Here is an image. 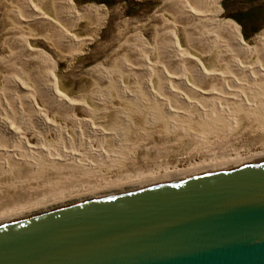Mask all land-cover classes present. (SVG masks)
Wrapping results in <instances>:
<instances>
[{
	"label": "bare ground",
	"instance_id": "1",
	"mask_svg": "<svg viewBox=\"0 0 264 264\" xmlns=\"http://www.w3.org/2000/svg\"><path fill=\"white\" fill-rule=\"evenodd\" d=\"M8 1L11 5L17 4V0ZM23 2V12L16 13L15 17L24 25H29V21L32 24L29 27H35L36 31L19 39H3L2 44L10 53L7 56L10 59L6 61L5 57L0 58V173L3 176L7 173L12 174V178L13 175L28 177L41 170H46L49 174H65L68 178L71 175L94 174L102 164L113 166L117 158L108 147L117 146L120 132L134 128L135 124L158 129L161 121L165 123L167 131L174 132L185 126V122L192 125L193 121L202 120L209 124L220 120L219 117L228 115L230 110L247 117L257 111L264 114V104L259 110L256 101L259 95L264 97V31L254 38L255 46L246 47L235 26L230 23L221 24L214 19L218 5L216 0L169 2L176 5V9L180 10L186 20H207L218 27L216 32L227 34V39L221 42L226 48L225 69L215 71L205 68L198 59L188 56L180 46L176 30L171 29L170 23H163L170 28L166 38L162 39L159 35L153 37L155 44L149 47L145 39L136 34L130 41L133 45L129 41L125 42L121 47L125 46L126 49L123 48L112 59V65L118 64L119 74H125L130 83L136 85L131 86L127 82L123 84L120 78L107 74L97 64L88 73L92 78L96 76L99 79L103 92L99 93L100 88L94 83L91 91L79 97H66L60 92L55 61L43 50L32 47L29 40L41 36L60 53L63 52L62 47H70L68 51L71 50L72 54L69 56L72 57L80 54L81 47L91 39H77L67 33L59 20L52 21L44 14L42 3L36 4L31 0ZM62 7L68 18H81L82 15L73 8L71 0H63ZM86 10L94 16L102 17L105 14L102 8L95 5L87 6ZM161 10L162 8L159 9ZM59 13L54 12L52 17L59 19ZM186 40L189 41V38ZM159 49L163 54L174 58V64L179 66L178 70L173 68L176 71L172 72L171 69V72H167L165 65L160 66L159 70ZM151 57H158V61L152 63ZM262 100L264 103V98ZM113 101L118 106H114ZM260 158H264V153L247 157L226 156L183 170L167 171L157 177L127 181L116 187L92 190L80 195L70 193L73 195H64L63 198L35 209L0 216V227L127 191Z\"/></svg>",
	"mask_w": 264,
	"mask_h": 264
},
{
	"label": "rangeland",
	"instance_id": "2",
	"mask_svg": "<svg viewBox=\"0 0 264 264\" xmlns=\"http://www.w3.org/2000/svg\"><path fill=\"white\" fill-rule=\"evenodd\" d=\"M31 1L36 4L42 3L41 8L44 14L52 21L59 20L65 31L73 37L91 39L81 47L80 54L72 57L69 56L72 54L70 49L68 51L70 47H62L63 52L60 53L40 38L41 36L35 40H29L32 47L43 50L55 61L59 90L66 97L82 96L91 91L94 83L100 88L98 92H103L104 88L101 87L102 83L98 81L99 79L96 76V79L92 78L88 73V70L97 64L101 65L100 67L108 72L107 74L120 78L123 84L136 85L130 83V79L125 74H119L120 70L116 66L118 64L112 65V59L125 48L121 45L127 41L130 42L136 34L142 36L149 47L155 44L153 37L159 35L162 39L166 38L170 28L163 23H170L171 29L178 33L184 53L198 59L202 66L215 71H221L226 67L224 62L227 56L224 55L226 48L221 42L227 39V34L216 32L218 27L207 20L197 22L186 20L180 10L176 9V5L169 0H71L73 8L82 15L78 18L79 15L78 19L65 16L63 0ZM216 1L218 5L214 19L221 24L230 23L235 26L246 47L255 46L254 38L264 31V0ZM23 3V0H17V4L11 5L12 3L8 0H0V58L5 57L6 61L10 59L7 57L10 53L2 44L3 39H19L36 31L35 27H29L32 25L29 21L27 22L29 25H24L15 17L16 13L23 12ZM90 5L102 8L105 14L102 17L92 15L86 10V7ZM160 8L163 11H159ZM53 11L55 13L60 11L59 19L52 17ZM48 35L55 37L51 33ZM187 37L189 41L186 40ZM164 46L162 44V47ZM173 59L159 49V70L163 65L167 72H171L173 68L178 70L179 66L174 64ZM150 60L155 63L158 57H151ZM167 64L168 67H166ZM175 69L172 72L176 71ZM259 96L256 101L261 110L264 97ZM112 103L118 106L116 101ZM253 115L247 117L230 110L228 115H223L219 117L220 120L209 124L202 120L193 121L192 125L185 122L186 127L182 126L177 130L178 132L167 131L165 123L161 121H159L158 129L152 126L150 128L149 125L135 124V129L132 127L120 132V141L117 146L108 147L117 158L113 166L102 164L91 175H71L68 178L65 174H63L64 177L59 173L49 174L46 170H41L34 175L29 174L28 177L13 175L14 178H12V174L5 173L6 175L3 176L0 173V216L20 210L35 209L70 193L80 195L92 190L116 187L127 181L157 177L167 171L183 170L198 163L219 160L221 157L263 154L264 114L262 115V111H257Z\"/></svg>",
	"mask_w": 264,
	"mask_h": 264
},
{
	"label": "water",
	"instance_id": "3",
	"mask_svg": "<svg viewBox=\"0 0 264 264\" xmlns=\"http://www.w3.org/2000/svg\"><path fill=\"white\" fill-rule=\"evenodd\" d=\"M0 264H264V158L1 226Z\"/></svg>",
	"mask_w": 264,
	"mask_h": 264
}]
</instances>
